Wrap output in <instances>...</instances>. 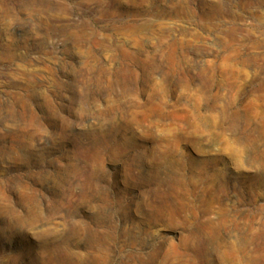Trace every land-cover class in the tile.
Instances as JSON below:
<instances>
[{
	"label": "rangeland",
	"instance_id": "1",
	"mask_svg": "<svg viewBox=\"0 0 264 264\" xmlns=\"http://www.w3.org/2000/svg\"><path fill=\"white\" fill-rule=\"evenodd\" d=\"M0 264H264V0H0Z\"/></svg>",
	"mask_w": 264,
	"mask_h": 264
}]
</instances>
